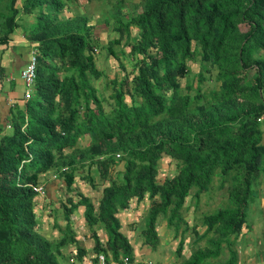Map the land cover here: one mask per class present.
Segmentation results:
<instances>
[{
    "label": "trees",
    "instance_id": "1",
    "mask_svg": "<svg viewBox=\"0 0 264 264\" xmlns=\"http://www.w3.org/2000/svg\"><path fill=\"white\" fill-rule=\"evenodd\" d=\"M69 1L76 0H20V6L0 0V42L23 27L37 51L34 90L12 112L10 133L0 136V264H61L66 247L77 243L71 214L79 206L93 252L107 261L121 255L134 261L119 213L145 200L143 245L156 250L162 215L179 236L177 264H238L252 184L264 174V119L258 120L264 115V0H140L133 14L116 0L104 21L112 18L118 34L107 41L119 67L106 81L107 99L93 84L104 75L95 62L94 26L82 16L59 17ZM20 13L35 22H20ZM79 20L83 30L67 25ZM122 39L128 52L114 49ZM188 61L198 64L191 76ZM165 156L176 172L159 180ZM92 168L102 183L96 202L74 189L77 176L97 188ZM49 170L73 192L60 201L66 224L56 222L59 239L38 229L33 186L43 184L46 196L50 182L41 178ZM215 177L226 187L228 205L204 216L205 229L194 241L206 237V243L185 256L186 198L209 191ZM95 226L105 232L104 242ZM225 250L229 257L216 261ZM86 252L77 245L75 258L82 261Z\"/></svg>",
    "mask_w": 264,
    "mask_h": 264
},
{
    "label": "rangeland",
    "instance_id": "2",
    "mask_svg": "<svg viewBox=\"0 0 264 264\" xmlns=\"http://www.w3.org/2000/svg\"><path fill=\"white\" fill-rule=\"evenodd\" d=\"M140 2V0H125V6H123V10L126 11L129 14H133V5L135 3ZM127 3V4H126ZM20 0H17V6H20ZM117 1L116 0H92V1H87V0H76L72 1L67 4L70 5L71 8H65L66 10L64 13L69 14L68 10L72 9L71 12H73L76 16H82L83 18H88L92 19L91 22H96L95 31L94 34L97 35L101 30V35L103 38L101 40L96 39L95 42L97 44V52H95V62L98 68L103 70V76L101 78H98L97 80H93V84L95 87L98 89V93H102V95L106 98L108 94L111 92V87L107 85V82L109 78L117 76L119 72V67H118V61L117 59H112V62L110 63L108 55L109 52H107V41L109 39H114L118 37V34L113 31V25L115 21L110 18V22L108 24H105V19L106 17L110 14H114L115 8H116ZM110 10V11H109ZM112 12V13H111ZM20 22L24 23L25 21H29L30 19L35 18L33 15H28L24 13H20ZM62 16V14H61ZM70 16V14H69ZM84 18V19H85ZM24 19V20H23ZM70 19V18H66ZM33 22V23H34ZM29 26L32 25L31 22H28ZM73 24L77 25L81 30H83L85 24L84 21L79 20V21H73V22H68V26H72ZM90 25V23H87ZM28 25V24H27ZM246 27V26H245ZM24 29L23 27H21ZM131 34H135V29H131ZM106 37V39H104ZM108 38V39H107ZM125 40L122 39V41L118 44L114 45V49L116 51L119 50V48H124L125 51L129 50V46L125 45ZM128 57V56H126ZM122 61L125 64H129V61L127 58H122ZM188 64L190 65V76L193 73L194 70L198 69V64L193 63L191 61H188ZM128 67V66H127ZM130 69V68H128ZM181 83L184 85L185 83V78L180 79ZM32 91L34 89H31ZM107 99V98H106ZM105 103V108H108L109 105H107V100L104 102ZM94 106L93 104H91ZM89 139L86 137H82L80 139V144L81 146L87 145ZM175 163L174 161H170L169 157L165 156L161 159L160 162V168H159V180H162L163 177L165 176H172L174 175L175 171ZM120 168V165L115 166L113 171L116 173V171ZM91 175L94 176L95 179V184L98 185L96 189L92 188L91 185L89 184L88 181L84 180L80 176L76 177L75 183L78 185V188H81L82 191H84V194L90 195L91 199H94V202L99 197L100 190L102 188V183L99 182V177L95 171L94 168L91 169ZM57 179V178H54ZM58 185L59 187H56L55 190L59 189L58 191H54L53 187L52 190L54 191V194L51 196L52 200L55 203L54 210L55 213L53 212V208L50 207V203L48 202V199H43V195H38L37 196V205H36V214L39 219L40 225L38 226V229L44 228V230H40L43 234H45L49 238H57L59 239L62 235V231H60L56 226L53 225V219L54 215L56 214L57 217V223H59L63 228L65 226V220L62 217V209H61V204L60 201L65 200L67 194L73 195V192H68L66 191V186L63 183L62 180H58ZM252 188L255 194L254 200L249 204V207L247 209V224H255V228L259 230L258 236L260 235L259 233L261 231L264 232V227H261V223L264 221L263 217V211L260 207V202H259V196L261 192H263V189L261 188L260 184V179L255 181L252 184ZM49 189L51 187L49 186ZM76 189V188H75ZM42 203V204H41ZM149 200L142 201L139 204V207L142 209L139 210V213L143 215L146 206L149 205ZM43 205V208H42ZM228 205V198H227V192H226V187H220V178L215 177L213 179V182L211 184L210 190L207 192H203L199 195L198 198H195L193 196H188L186 198L184 208L182 209V213L185 217V219L188 221L189 224V229L185 234V239H184V248H183V255L188 256L191 252L192 247H197V246H204L206 243V237L204 239H200L197 242L194 240L197 237V233H201L205 229V225L203 222V218L206 214L214 213L217 211L220 207H224ZM41 209L43 210L42 215H40ZM56 209H59L56 211ZM83 209L82 206H79L78 209H76L75 213L78 212L81 214V210ZM73 212L71 214V219H72V226L71 228L74 230L75 234L79 233H88V230L84 231L86 228L79 227L78 225L76 226L75 221H78V217L80 215H75ZM138 216V215H137ZM40 217V218H39ZM76 220H74V219ZM123 218V223H124V228H129V229H136L139 225H141L142 218L141 216H138L136 218ZM81 219V217H80ZM43 225V226H42ZM261 227V228H260ZM95 229L96 226L94 227ZM100 229V228H99ZM157 230L159 232L160 236V242L159 245L157 246L156 250H150V253L148 254H142L141 258L137 260V262L143 263V264H177L182 258L176 257L175 249L177 247L178 241H179V236L175 237V232L173 230V227H169L166 225V220L165 217L160 215L158 218V224H157ZM99 231V230H98ZM100 236V235H99ZM103 237V234H102ZM255 237V236H254ZM260 237V236H259ZM93 241V240H92ZM87 242H90L87 240ZM255 245L257 241H254ZM241 243L240 241H237L238 245ZM237 247V246H236ZM70 250V249H69ZM65 254L62 255L60 258L61 264H71L69 262V252L68 248L65 250ZM226 252L223 253L216 261H221L222 263L229 257L228 250H225ZM239 255V253H238ZM77 261V259L75 258ZM73 263V262H72Z\"/></svg>",
    "mask_w": 264,
    "mask_h": 264
},
{
    "label": "crops",
    "instance_id": "3",
    "mask_svg": "<svg viewBox=\"0 0 264 264\" xmlns=\"http://www.w3.org/2000/svg\"><path fill=\"white\" fill-rule=\"evenodd\" d=\"M68 7L71 8L70 5H66L65 8L67 9ZM66 9H64L59 14L60 18H72L75 16V14L71 12L72 9L68 10L70 16L69 14L64 13ZM91 21L92 19H89L88 23H90L93 26L94 25L96 26V22L94 23ZM28 22L33 23L34 19L32 20L30 19L29 21H25L24 23L28 24ZM93 30L95 31V27H93ZM99 31L101 32V30ZM100 32L97 35H95L96 39L101 40L103 38L102 36H100L101 35ZM104 39H106V37ZM35 45L36 43L31 41L28 38L26 29H22L21 27L16 28L9 35V38L7 41L0 42V136L10 133L11 131L10 119H11L12 112L20 108H23L25 105L26 99L24 98V95H25V92L27 91V85L22 80L20 73L23 67L28 62L30 55H31V51L33 50V48H35ZM108 58H109L110 63L112 62V59H114L111 55H108ZM54 172L57 173L56 170H49L48 173H46L47 175H45L47 179H45L44 176L41 178L42 182L43 181L44 182L47 181L48 183L50 182L49 186L51 187V189H49V186H48L46 196L43 195L42 197L43 199H48V202L50 203L49 205L52 208H54L56 202L52 200L51 196L54 194V191L59 190V189L55 190V188L59 187V185H58V180H55L52 177V174ZM259 179H260L261 188L263 189V192H261L259 196V202H260V207L263 211V217H264V174H262ZM77 186L78 185L74 183V189L76 188L75 190L82 191V189L78 188ZM52 187L54 191L52 190ZM82 192L84 193V191ZM99 196H100V193H99ZM51 203H54V204H51ZM42 208H43V205H42ZM138 209L142 211L139 205L137 204L135 205V201H134V202H131L129 208L119 213L120 220L122 223V231L127 235V237L129 238L133 246L134 263L137 262L138 258L139 259L141 258L142 254H148L150 253V250H151L150 248L142 244L141 228H142L143 223H141V225L136 227V229L134 228L133 230L129 228L127 229L124 228V223H123L124 220L122 217L127 216V218L137 219L138 216H141V218H143V215L139 213ZM58 210L59 209H56V211ZM42 211L43 210L41 209L40 215H42L43 213ZM83 211H84V207L81 210V214L78 212L75 213V215L77 214L80 215L78 217L79 223L77 222L76 219L74 218L73 219L76 220L75 224L76 226L78 225V228L79 227L86 228L84 231L88 230V233L86 234L85 232V233L80 234L81 232L80 231L79 233L76 234L77 243L71 244L70 246L66 247L65 250H67L68 248V252L70 255L69 262H71L70 258L72 256V253L76 251L77 245L83 246L86 249L87 252L83 257L90 258L95 255V253L92 250L94 241H92L93 238L91 236L88 226L86 225L85 218L83 216ZM55 217L56 215H54V218H52L54 226L56 225V222H57L55 220ZM142 222H143V219H142ZM39 225L40 223H38V226ZM254 225L255 224L249 225L246 223L243 226L239 234L237 241H240L241 243L237 245V250L239 253L238 264H264V232L261 231L259 233L260 234L259 235L260 237H259L258 236L259 230H257ZM261 227H264V221L263 223H261ZM40 230L43 231L44 228H40L39 231ZM97 231H98V234L100 235L101 241H103V239L106 240L105 232L102 231L101 228L100 229L97 228ZM102 234H103V237H102ZM87 240H89L90 242H87ZM254 241H257L256 245L254 244L255 243ZM71 264H84V260L83 262L79 260L77 261L75 260L73 263L71 262Z\"/></svg>",
    "mask_w": 264,
    "mask_h": 264
},
{
    "label": "built area",
    "instance_id": "4",
    "mask_svg": "<svg viewBox=\"0 0 264 264\" xmlns=\"http://www.w3.org/2000/svg\"><path fill=\"white\" fill-rule=\"evenodd\" d=\"M97 52V49H95ZM36 67H37V51L35 48L31 51L30 58L26 65L21 70V78L27 85V91L25 92L24 98L28 99L30 98L32 94V90L35 79H36ZM264 115L258 118V120H263ZM55 177V175L53 176ZM33 189L40 195H43V184L34 185ZM105 240L103 239L102 242ZM76 251L72 253V256L70 258L71 261L75 260L74 254ZM84 260V264H133V261H131L130 257L127 255H121L119 259H110L107 261L106 255L103 252L95 253L93 257L86 258L83 257L82 262Z\"/></svg>",
    "mask_w": 264,
    "mask_h": 264
},
{
    "label": "clouds",
    "instance_id": "5",
    "mask_svg": "<svg viewBox=\"0 0 264 264\" xmlns=\"http://www.w3.org/2000/svg\"><path fill=\"white\" fill-rule=\"evenodd\" d=\"M33 92V91H32ZM68 168L67 167H63L62 168V170H67ZM55 175V177H53ZM59 175V173H58V171H57V173L56 172H54L53 174H52V177L53 178H57V176ZM76 254H74V257H76L75 256ZM71 261V260H70ZM75 261V260H74ZM74 261H71V262H74ZM133 264H134V261H133Z\"/></svg>",
    "mask_w": 264,
    "mask_h": 264
}]
</instances>
